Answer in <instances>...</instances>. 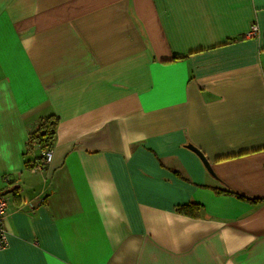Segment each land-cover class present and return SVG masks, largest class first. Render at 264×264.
Masks as SVG:
<instances>
[{
	"label": "crops",
	"instance_id": "1",
	"mask_svg": "<svg viewBox=\"0 0 264 264\" xmlns=\"http://www.w3.org/2000/svg\"><path fill=\"white\" fill-rule=\"evenodd\" d=\"M0 194V264H264V0H0Z\"/></svg>",
	"mask_w": 264,
	"mask_h": 264
},
{
	"label": "trees",
	"instance_id": "2",
	"mask_svg": "<svg viewBox=\"0 0 264 264\" xmlns=\"http://www.w3.org/2000/svg\"><path fill=\"white\" fill-rule=\"evenodd\" d=\"M58 118L54 115H49L42 118L36 128L29 134L28 148L37 145L40 150L49 149L54 141L56 125ZM41 160V155L38 161ZM37 163V162H36ZM34 163V164H36ZM226 192H229L226 190ZM194 204L183 205L178 207V211L185 214L195 215L197 209Z\"/></svg>",
	"mask_w": 264,
	"mask_h": 264
},
{
	"label": "built area",
	"instance_id": "3",
	"mask_svg": "<svg viewBox=\"0 0 264 264\" xmlns=\"http://www.w3.org/2000/svg\"><path fill=\"white\" fill-rule=\"evenodd\" d=\"M257 25H251L249 31L247 32V36H252L257 33ZM52 151L51 149L41 150V160L38 161L33 167L32 170H41L46 164L51 161ZM43 199L41 198L40 201ZM7 214V200L3 194H0V250L4 248L7 244L5 237V228H4V220Z\"/></svg>",
	"mask_w": 264,
	"mask_h": 264
},
{
	"label": "water",
	"instance_id": "4",
	"mask_svg": "<svg viewBox=\"0 0 264 264\" xmlns=\"http://www.w3.org/2000/svg\"><path fill=\"white\" fill-rule=\"evenodd\" d=\"M186 146H187V148L191 149L194 153H196V155L201 159V161L204 164V166L206 167V169L209 172H211L210 164L207 161V159L205 158V156L201 153V151L197 147L193 146L192 144H187Z\"/></svg>",
	"mask_w": 264,
	"mask_h": 264
}]
</instances>
